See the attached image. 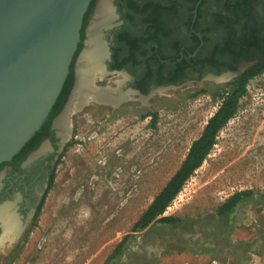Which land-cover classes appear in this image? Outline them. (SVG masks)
I'll return each mask as SVG.
<instances>
[{
  "label": "rangeland",
  "instance_id": "1",
  "mask_svg": "<svg viewBox=\"0 0 264 264\" xmlns=\"http://www.w3.org/2000/svg\"><path fill=\"white\" fill-rule=\"evenodd\" d=\"M232 82L72 104L51 187L25 235L0 246V264H264V73L248 81L237 113L163 214L172 222L135 227ZM239 192L249 195L218 214Z\"/></svg>",
  "mask_w": 264,
  "mask_h": 264
},
{
  "label": "flooded vegetation",
  "instance_id": "2",
  "mask_svg": "<svg viewBox=\"0 0 264 264\" xmlns=\"http://www.w3.org/2000/svg\"><path fill=\"white\" fill-rule=\"evenodd\" d=\"M101 1L92 0L85 14L71 89L61 112L0 165V207L10 203L8 210L19 219L13 243L33 224L52 182L61 143L69 134L57 122L72 99L83 50L91 45L103 50L104 75L91 74L92 86L105 94L102 101L115 104L128 100V94L145 99L187 81L216 80L206 78H220L247 64L230 78L235 81L264 66V0H108L109 16L92 43L90 32ZM114 74L120 79H111ZM100 81L104 84L98 85ZM67 120L65 126L71 128Z\"/></svg>",
  "mask_w": 264,
  "mask_h": 264
},
{
  "label": "water",
  "instance_id": "3",
  "mask_svg": "<svg viewBox=\"0 0 264 264\" xmlns=\"http://www.w3.org/2000/svg\"><path fill=\"white\" fill-rule=\"evenodd\" d=\"M91 1L0 0V165L48 121L71 73ZM247 66L206 79L228 80Z\"/></svg>",
  "mask_w": 264,
  "mask_h": 264
},
{
  "label": "trees",
  "instance_id": "4",
  "mask_svg": "<svg viewBox=\"0 0 264 264\" xmlns=\"http://www.w3.org/2000/svg\"><path fill=\"white\" fill-rule=\"evenodd\" d=\"M262 73H264V66H256L248 70L243 75L242 79L235 80L230 84V91L226 93L218 110L208 120L202 135L192 143L190 150L180 169L169 180L163 190L155 197L151 205L137 222L135 226L136 228L144 230L158 217H161L159 218V221L161 222H172L171 218L162 217L163 214L166 212L167 208L170 206L175 197L182 190L183 185L191 176V174L201 166L207 155L210 153L211 149L216 143L218 132L237 113L239 101L246 93V86L248 81ZM70 83L71 73L69 74L63 90L52 109V112L48 119L49 122L61 112L67 100L68 93L71 89ZM50 187L51 184L49 188ZM248 195L249 192H239L233 195L221 206V208H219L218 214L222 215L226 212H229L240 201L247 198ZM120 245H122V243ZM120 245L118 246L114 254L119 253Z\"/></svg>",
  "mask_w": 264,
  "mask_h": 264
},
{
  "label": "bare ground",
  "instance_id": "5",
  "mask_svg": "<svg viewBox=\"0 0 264 264\" xmlns=\"http://www.w3.org/2000/svg\"><path fill=\"white\" fill-rule=\"evenodd\" d=\"M108 16V0H102L98 8L95 24L91 30L92 32H90L92 43L97 42L96 33L98 31V28L108 18ZM102 64L103 50L100 47L91 45L86 50H84L80 64L77 67V82L75 90L73 92V96L71 97L72 99L69 102L66 111L63 113L64 118L57 122L59 128L64 129L65 131L66 129H68L67 133L70 132L71 128L65 126V123L70 114V107L72 104H74V106L77 108L82 106L83 102H87L90 98L104 100L105 94L102 93L99 88L93 87L91 81L93 78L92 75H94L96 70L103 73L104 69ZM93 95H95V97ZM106 99H108L107 96ZM108 101L110 100H106V102ZM46 148L48 147H45L43 150L45 151ZM9 205H2L0 207V246L6 243V241L11 242V240L14 239V231L19 228V219L16 218L17 215L10 213V211L8 210Z\"/></svg>",
  "mask_w": 264,
  "mask_h": 264
}]
</instances>
